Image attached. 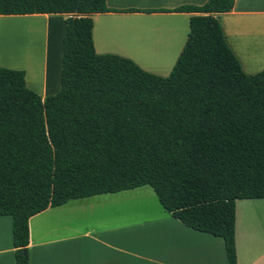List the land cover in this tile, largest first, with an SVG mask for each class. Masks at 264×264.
Here are the masks:
<instances>
[{
	"label": "trees",
	"instance_id": "obj_1",
	"mask_svg": "<svg viewBox=\"0 0 264 264\" xmlns=\"http://www.w3.org/2000/svg\"><path fill=\"white\" fill-rule=\"evenodd\" d=\"M232 7L158 10L195 14L161 77L95 52L91 15L118 11L105 0H0V15H66L55 95L42 99L24 71L0 67V216L12 218L15 264H29L32 216L140 187L221 238L236 264V201L264 199V69L245 74L226 44L217 14Z\"/></svg>",
	"mask_w": 264,
	"mask_h": 264
},
{
	"label": "crops",
	"instance_id": "obj_2",
	"mask_svg": "<svg viewBox=\"0 0 264 264\" xmlns=\"http://www.w3.org/2000/svg\"><path fill=\"white\" fill-rule=\"evenodd\" d=\"M105 1L118 11L91 15L95 52L130 59L161 77L176 63L195 14L158 10L207 2ZM20 16L39 19L44 28L36 29L41 31L37 42L9 43L0 37V67L24 71L26 87L45 99L60 90L66 15L0 18ZM217 19L242 71L252 75L263 70L264 0H233L232 9ZM6 27L0 25V31ZM28 228L29 264H228L221 238L183 225L147 187L47 208L29 219ZM234 238L236 264H264V199L236 201ZM0 264H15L10 216H0Z\"/></svg>",
	"mask_w": 264,
	"mask_h": 264
},
{
	"label": "rangeland",
	"instance_id": "obj_3",
	"mask_svg": "<svg viewBox=\"0 0 264 264\" xmlns=\"http://www.w3.org/2000/svg\"><path fill=\"white\" fill-rule=\"evenodd\" d=\"M37 20L39 19L26 16L0 18V25L2 27L8 26L3 30L1 29L0 37L5 38L9 43L19 39L37 42L40 38L41 31L37 32L36 29L44 28V22H38Z\"/></svg>",
	"mask_w": 264,
	"mask_h": 264
}]
</instances>
